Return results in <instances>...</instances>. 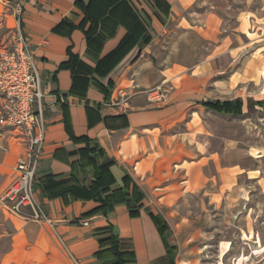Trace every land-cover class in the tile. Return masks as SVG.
<instances>
[{
    "label": "crops",
    "instance_id": "1",
    "mask_svg": "<svg viewBox=\"0 0 264 264\" xmlns=\"http://www.w3.org/2000/svg\"><path fill=\"white\" fill-rule=\"evenodd\" d=\"M17 4L41 79L45 136L34 192L46 220L6 208L4 195L26 151L8 131L0 149V264H113L97 257L109 230L117 251L134 255L124 264H171L168 255L172 264H187L177 250L167 252L176 247L170 215L184 210L183 184H199L205 162L183 180L184 141L162 134L171 127L169 111L147 93L168 82L167 69L188 67L167 56L175 41L187 51L195 41L201 45L204 59L197 65L204 67L206 51L217 57L251 46L264 50V0H0V47ZM100 167L110 190L125 176L139 188L136 216L126 204L107 215L91 213L100 206L90 194ZM153 217L168 226L164 235Z\"/></svg>",
    "mask_w": 264,
    "mask_h": 264
},
{
    "label": "rangeland",
    "instance_id": "2",
    "mask_svg": "<svg viewBox=\"0 0 264 264\" xmlns=\"http://www.w3.org/2000/svg\"><path fill=\"white\" fill-rule=\"evenodd\" d=\"M198 46L187 51L175 41L167 56L188 67L167 69L168 82L147 93L169 111L171 127L162 134L184 141L183 180L198 161L206 167L200 185L183 184L184 210L170 215L176 257L187 264H264V104L257 105L264 102V50L251 46L217 57L205 50L204 67L197 65L204 59ZM237 99L240 116L202 105Z\"/></svg>",
    "mask_w": 264,
    "mask_h": 264
},
{
    "label": "built area",
    "instance_id": "3",
    "mask_svg": "<svg viewBox=\"0 0 264 264\" xmlns=\"http://www.w3.org/2000/svg\"><path fill=\"white\" fill-rule=\"evenodd\" d=\"M6 44L0 47V149L8 131L26 146L15 165L17 178L4 195L7 210L33 221L46 217L34 192L35 174L42 151L45 127L40 101L41 79L33 52L20 26L21 5ZM29 210V214L25 210Z\"/></svg>",
    "mask_w": 264,
    "mask_h": 264
},
{
    "label": "trees",
    "instance_id": "4",
    "mask_svg": "<svg viewBox=\"0 0 264 264\" xmlns=\"http://www.w3.org/2000/svg\"><path fill=\"white\" fill-rule=\"evenodd\" d=\"M73 56L69 54V62L70 64L73 61ZM100 90L106 94L108 97V91H105L101 86H99ZM264 102H259L257 105L263 106ZM202 105L214 112L221 113V114H229L233 116H240L242 115V101L237 99L231 102H207L202 103ZM88 151V150H87ZM94 162V159L90 160ZM105 167H100L95 172V183L91 186L90 194L93 197L94 201L99 203L100 206L94 209L91 213L92 214H102L107 215L109 212L113 210L116 205L119 204H126L130 209V215L136 216L138 214L137 211L134 209L136 206L141 202L143 199V194L140 192L139 188L135 185H131V179L128 176L123 178L122 186H118L115 189L110 190L102 180L101 173ZM104 191L106 194L100 193V191ZM155 224L159 230L161 235H164V232L168 230V226L165 224L164 221L159 219L158 217H153ZM109 236L101 239L99 241V246L102 251L97 253V257L100 259H112L114 260L113 264H124L126 261L133 259L134 255L130 251H117L116 247L118 245V241L111 234V231H108ZM176 250V247H168L167 252L171 254L173 251ZM169 261L173 263V255H168Z\"/></svg>",
    "mask_w": 264,
    "mask_h": 264
}]
</instances>
